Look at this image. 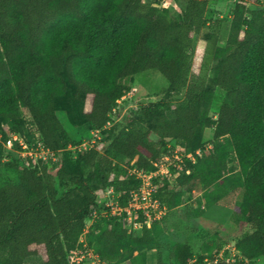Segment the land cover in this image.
Instances as JSON below:
<instances>
[{
	"label": "trees",
	"instance_id": "16d2710c",
	"mask_svg": "<svg viewBox=\"0 0 264 264\" xmlns=\"http://www.w3.org/2000/svg\"><path fill=\"white\" fill-rule=\"evenodd\" d=\"M207 6V0H186L176 17L160 0H0L4 139L30 124L28 138L37 133L48 148L62 150L80 143L66 124L89 125L102 130L97 144L105 145L103 152L63 150L55 174L17 159L3 162L0 150V264H24L30 257L68 264L66 254L80 245L97 196L110 187L126 205L140 186L127 173L130 162L148 171L167 151L168 139L200 154L187 163L189 173L176 170L171 187L166 179L158 184L155 196L167 212L195 190L210 204L239 189V219L251 230L234 248L246 264L264 259V8L250 10L237 1L221 46L220 21L214 30L208 25ZM149 71L168 82L166 98L181 100L141 105L103 129L130 90L124 81ZM216 89L224 101L214 118ZM207 129L213 130L210 146ZM56 182L65 187L61 193ZM162 222L143 220L141 230L128 233L122 221L103 218L86 239L106 264H146V252L160 248ZM191 258L187 243L176 245L174 264Z\"/></svg>",
	"mask_w": 264,
	"mask_h": 264
},
{
	"label": "rangeland",
	"instance_id": "374dc122",
	"mask_svg": "<svg viewBox=\"0 0 264 264\" xmlns=\"http://www.w3.org/2000/svg\"><path fill=\"white\" fill-rule=\"evenodd\" d=\"M175 1L176 0H171L167 8L173 16L177 17L180 8L185 4L186 0ZM207 1L206 20L213 30L215 23L220 21L219 28L216 30L219 34L218 44L223 46L228 35L234 6L237 1L244 0ZM246 3L250 10L264 8L263 4ZM124 82L129 86L130 90L117 102L115 106L117 113L112 116L113 123L124 121L127 116L131 114L132 110L141 105L165 100L173 106L182 98L181 95H175L170 98L165 97V89L168 87V82L157 71H149L136 75ZM223 101L224 93L216 89L211 107L212 117H216ZM167 115L172 118V110H169ZM66 128L72 139L78 143L84 138H92L93 136V130L89 125L73 128L69 124H66ZM32 129L33 127L27 124L25 133L31 132ZM99 135L103 141V133L101 132ZM212 137L213 130L207 129L204 134L206 146H210ZM166 142L168 145L173 144L171 139H168ZM101 144L102 145H98V148L100 152H103L105 145L103 142ZM232 164L234 163L230 165ZM56 188L61 193L65 187L56 182ZM241 197L242 193L238 189L221 196L209 204L208 199L200 190L186 193L181 205L176 209L168 211L165 216H163L162 225L164 231L160 239V248L146 252V264H174V250L179 243H187L189 245L192 252L191 259H198V257L202 255L216 254L218 251L228 247V256L233 257L235 261L234 264H239L236 252L232 248H234L237 240H239L245 232L251 230L249 226L244 225L239 219L237 205ZM40 262L41 260L39 257H30L25 260L24 264H40ZM255 262V264H264V259L258 258ZM126 264L130 263L127 261Z\"/></svg>",
	"mask_w": 264,
	"mask_h": 264
},
{
	"label": "built area",
	"instance_id": "2783aa9c",
	"mask_svg": "<svg viewBox=\"0 0 264 264\" xmlns=\"http://www.w3.org/2000/svg\"><path fill=\"white\" fill-rule=\"evenodd\" d=\"M171 0H160L161 6L167 7ZM245 2V0L243 1ZM246 2H251L246 0ZM245 2V3H246ZM247 4V3H246ZM116 112V109L113 110ZM117 121V120H116ZM113 121H108L103 129L113 125ZM102 130L94 129L92 138H84L79 144L68 145L62 150H52L48 148L39 138L37 133H33V138H28L25 132L9 131L4 139L3 132L0 130V150L2 151V161L8 162L17 159L29 165L32 169L47 167L48 170L55 174L61 162L62 151L68 150L75 153L78 150L98 149V140H101L100 133ZM200 151L192 152L182 147L171 144L167 145V151L161 154L160 158L152 163V168L148 171L139 169L135 165V160L130 162L127 167V173L140 181V186L130 192L126 205L119 202L120 194L115 192L113 188H106L97 196L96 206L91 211L86 222L83 233L79 238L80 245L69 250L66 254L68 264H106L100 259L94 249L88 245L86 235L92 224L99 219L115 217L122 221L128 233L139 231L143 227V220L159 221L167 213L165 205L161 204L155 196L158 184L166 179L171 187L175 183L176 170L187 168V163L195 162V155H199ZM189 173V170H185ZM229 248L225 247L214 255V259L210 260L205 257L201 262L196 259L189 260V264H211L218 260H223L227 264H234L233 257L225 255ZM238 257V262L247 263L240 253L232 248ZM226 251V252H225ZM120 264H126L122 262Z\"/></svg>",
	"mask_w": 264,
	"mask_h": 264
}]
</instances>
